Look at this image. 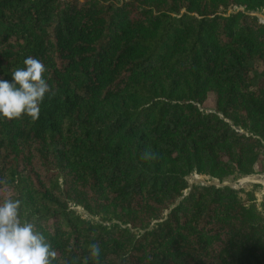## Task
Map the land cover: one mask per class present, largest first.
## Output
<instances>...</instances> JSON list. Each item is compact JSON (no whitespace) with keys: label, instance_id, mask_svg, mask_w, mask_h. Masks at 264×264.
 <instances>
[{"label":"trees","instance_id":"trees-1","mask_svg":"<svg viewBox=\"0 0 264 264\" xmlns=\"http://www.w3.org/2000/svg\"><path fill=\"white\" fill-rule=\"evenodd\" d=\"M256 12L264 0H0V79L32 56L51 86L36 120L0 118V201L21 200L52 264H84L93 243L88 264H264V196L187 183L264 175Z\"/></svg>","mask_w":264,"mask_h":264},{"label":"clouds","instance_id":"clouds-1","mask_svg":"<svg viewBox=\"0 0 264 264\" xmlns=\"http://www.w3.org/2000/svg\"><path fill=\"white\" fill-rule=\"evenodd\" d=\"M23 65L11 71V81L0 79V118L36 120L45 96L51 93L44 63L28 56ZM21 203L18 198L0 201V264H52L55 251L45 235L24 218ZM88 252L84 264L98 260L101 248L93 243Z\"/></svg>","mask_w":264,"mask_h":264},{"label":"rangeland","instance_id":"rangeland-1","mask_svg":"<svg viewBox=\"0 0 264 264\" xmlns=\"http://www.w3.org/2000/svg\"><path fill=\"white\" fill-rule=\"evenodd\" d=\"M252 15L256 16L260 22L264 23V13H252ZM212 107L211 100H207L204 108L202 110H208ZM187 183L189 187L192 185H200V186H229L233 189H243L245 191H254V196L257 200V202H261L264 196V175H252L249 177H243L239 179H231L228 178L224 180L223 182H219L215 179H211L208 176L205 175H198L196 173H192L190 176L187 177ZM254 185H258V188L254 189ZM71 208L76 211L79 215H82L84 218L94 221H99L97 217L89 216L81 207L71 205Z\"/></svg>","mask_w":264,"mask_h":264},{"label":"water","instance_id":"water-1","mask_svg":"<svg viewBox=\"0 0 264 264\" xmlns=\"http://www.w3.org/2000/svg\"><path fill=\"white\" fill-rule=\"evenodd\" d=\"M187 193V192H186Z\"/></svg>","mask_w":264,"mask_h":264}]
</instances>
